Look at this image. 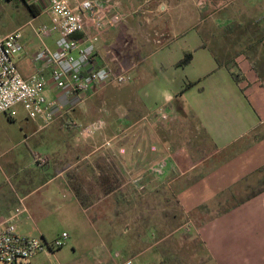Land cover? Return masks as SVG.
Segmentation results:
<instances>
[{
  "label": "crops",
  "instance_id": "1",
  "mask_svg": "<svg viewBox=\"0 0 264 264\" xmlns=\"http://www.w3.org/2000/svg\"><path fill=\"white\" fill-rule=\"evenodd\" d=\"M116 1L124 18L117 28L91 31L99 38L88 67L127 70V84H109L66 102L51 82V67L34 59L42 48L56 50V35L40 40L32 30L45 25L33 24L43 14L50 21L47 12L31 15L30 31L21 33L19 73L43 77L47 99L64 107L47 126L26 115L23 143L45 131L36 144L44 145L46 172L53 176L38 188L59 178V187L72 195L62 205L72 216V230L61 233L68 235V249L44 250L28 264H264V72L248 49L232 56L225 40L211 41L214 47L205 41L196 28H207L200 15L210 10L191 6L194 0ZM209 1L217 17L225 13L215 28H226L233 13H248L244 6L228 10L236 0ZM187 57L189 63L181 65ZM0 116L13 120L11 114ZM96 120L103 129L79 140L77 128ZM161 157H168L164 173H148L147 166ZM5 163L18 175L12 159ZM35 181L19 182V198L0 187V222L13 216L19 234L49 244L61 234L50 241L44 229L23 233L16 222L22 214L32 221L41 217V206L55 201L33 200L30 209H21L18 204L38 190ZM169 202L189 229L171 225L177 217L171 208L160 214L161 203Z\"/></svg>",
  "mask_w": 264,
  "mask_h": 264
},
{
  "label": "built area",
  "instance_id": "2",
  "mask_svg": "<svg viewBox=\"0 0 264 264\" xmlns=\"http://www.w3.org/2000/svg\"><path fill=\"white\" fill-rule=\"evenodd\" d=\"M47 12L50 22L32 27L34 35L44 40L54 35L56 50L46 47L35 54V61L51 67V82L64 101L81 99L102 87L112 84L121 86L131 81L129 72L113 73L105 67L90 69L98 42L94 31L114 29L123 20L120 4L116 0H27ZM91 31H93L91 33ZM19 29L0 37V115L10 114L21 105L29 119L41 120L50 125L64 108L58 99H47L46 81L39 75L23 78L18 71L15 58L22 51ZM104 127L101 120L77 128L79 140H88ZM110 147L111 142L104 143ZM155 148L152 147V151ZM43 154L33 155V164L38 168L47 165ZM167 158L150 164L146 171L160 176L164 173ZM139 177H137V180ZM66 233L46 243L41 238L21 235L16 231L14 217L0 222V263L28 264V261L44 250L53 252L66 244ZM121 264H133L126 260Z\"/></svg>",
  "mask_w": 264,
  "mask_h": 264
},
{
  "label": "rangeland",
  "instance_id": "3",
  "mask_svg": "<svg viewBox=\"0 0 264 264\" xmlns=\"http://www.w3.org/2000/svg\"><path fill=\"white\" fill-rule=\"evenodd\" d=\"M24 1L0 0V34L9 33L17 29H19L22 34L30 31V27L27 25V22L31 20V14L28 11ZM119 1H123L125 3L127 0ZM207 1L209 3H207ZM250 1L251 6L247 7L246 3ZM191 6H196V8L199 9L208 7L210 10L207 11L205 15H200V19L206 21L204 22V24L207 26V28L198 27L196 29L198 30V32L202 33L201 35L204 36L205 41L209 45H211V47H214L211 41L219 42L225 40L227 42L226 49L232 56L235 55L236 52L245 53L249 51V56L252 58V62L256 64V69L259 71V73L264 72V66H262L261 63V60H264V0H236L231 7H228V10H239L244 6L248 9V13H241L239 15L237 13H233V16L235 18L230 20L231 22L229 21L230 23L226 28L223 29L215 28L214 23L218 18L222 20L221 16L225 13L222 12L217 17V15L215 14V5L213 2L209 0H194ZM39 10L41 11V9ZM227 16L228 18H230L229 14ZM49 20H51L50 17ZM40 21H44L43 23L45 24H48L50 22H48L47 15L43 14L39 19L34 20L33 24L38 25ZM249 36H253L254 40L251 41L249 39ZM229 39L234 40V46L229 43ZM253 43L257 45L253 46ZM250 47L252 48V50H249ZM253 48H255L254 51ZM255 58L256 60L254 61ZM111 72L117 74L121 72H127V70H122V68H119L115 71L112 70ZM10 114L14 120H12V122L8 121L3 116H0V187L5 188V190H9L11 196L14 195L12 191H15V193H17L16 195H18L19 198L23 196V193L18 191L17 186L22 179L35 177L36 181L32 184V187L38 188L42 183L46 182L47 179L52 178L53 173H51L52 171L46 172L49 167L48 164L43 168H38L34 164H32L30 155L31 152H37L41 154V152L44 151V145L36 144V140L39 139L40 137L38 138V136H42L45 131H41V133H38L35 138L26 140L23 143L24 135L23 131H21V127L25 120L26 112L21 105H17L13 108ZM188 139L189 136L187 135V140ZM7 159H12L13 162L18 165V175L13 177L11 175V172L8 171V165L5 163ZM155 162H152L150 164H153ZM59 167L60 166H57V168ZM3 172H5L6 176L3 175ZM60 183L61 179L56 178L54 179V181L46 184L44 187L38 188V190L25 201V204H18L21 209L23 205H26V207L30 209L31 201L33 200H40V202L43 203L46 200V197L55 199L54 202L50 201L52 203V206H41V208L45 211L41 217L35 218L32 221L30 219L27 220L26 216L22 214L17 218L16 222L18 228L22 230L23 233L30 232L31 230H34L35 227H38L46 231L48 240H53V238L59 236L63 231L72 230V226H70L69 224V221L72 218L71 213L68 211L69 208L62 206L68 200L72 199V195L66 188L61 189L59 187ZM50 192H53L52 195H49ZM60 205L62 206V209L54 210L55 207H58ZM169 209L173 214H175V216H177L171 225L175 229H189V226L185 225L187 224V220H183L179 216V209L175 204H173V202H169V204L161 203L159 212L160 214H165V212H167V210ZM220 209L221 207L217 211H220ZM49 210L51 212H48ZM217 211L213 210L212 214L216 213ZM68 246L69 242L66 241L64 250H67Z\"/></svg>",
  "mask_w": 264,
  "mask_h": 264
},
{
  "label": "trees",
  "instance_id": "4",
  "mask_svg": "<svg viewBox=\"0 0 264 264\" xmlns=\"http://www.w3.org/2000/svg\"><path fill=\"white\" fill-rule=\"evenodd\" d=\"M7 1H9V0H7ZM24 1V0H23ZM24 3H25V5H26V7H27V9H28V11L30 12V14L31 15H33V16H37V15H39V9L38 8H36L35 6H33V5H30V4H27L25 1H24ZM189 58L187 57V61H184L183 60V62H181V65H185V64H188L189 63ZM217 63L219 64V66L221 65V63H220V61H217ZM232 62H229V64H227L226 65V68L230 71L232 68H233V66H231L230 64H231ZM231 76L233 77V79L236 81V82H238V76L234 73V71L231 73ZM193 84H188L187 85V88H189V87H191Z\"/></svg>",
  "mask_w": 264,
  "mask_h": 264
},
{
  "label": "clouds",
  "instance_id": "5",
  "mask_svg": "<svg viewBox=\"0 0 264 264\" xmlns=\"http://www.w3.org/2000/svg\"><path fill=\"white\" fill-rule=\"evenodd\" d=\"M169 100H171V96L169 95L168 97H167Z\"/></svg>",
  "mask_w": 264,
  "mask_h": 264
}]
</instances>
